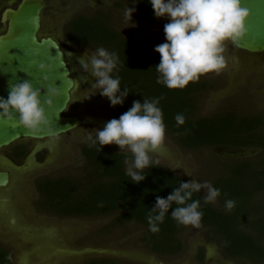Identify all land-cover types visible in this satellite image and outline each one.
I'll return each mask as SVG.
<instances>
[{"label":"rangeland","instance_id":"rangeland-1","mask_svg":"<svg viewBox=\"0 0 264 264\" xmlns=\"http://www.w3.org/2000/svg\"><path fill=\"white\" fill-rule=\"evenodd\" d=\"M46 1L39 34L41 37L51 36L60 43L76 79L65 115L79 117L88 123L60 135L55 144L49 139H24L0 150V164L11 177L9 186L0 189V243L12 253L14 264H86L94 258L114 259L117 264H251L224 257L217 243L209 240L210 231L204 225L186 227L179 235L186 250L179 257L167 258L157 256L139 244L138 238L144 231L140 225H114L115 216L69 219L37 210L35 202L40 196L36 180L39 177L82 174L85 161L81 157V146L89 142L88 137L94 135V130L102 129L108 120L117 118L115 107L110 106L107 98L95 94L99 92L98 88L91 87L95 78L84 72L80 64V59H86L96 49L72 46L64 37L65 27L77 16L103 14L122 34L155 38L160 44L164 42L163 26L168 22L166 18H155L139 24L125 19L126 8L120 4L126 0ZM17 2L0 0V13ZM225 47V68L202 78L215 87L202 94L197 115L212 117L230 106L242 114L264 117V53L251 54L230 43ZM18 144L46 147L48 157L40 161L41 158L32 154L28 160L23 159L22 164L15 163L8 154ZM110 146L120 151L117 145ZM261 152L260 149L221 147L189 151L165 135L162 146L150 155L156 164L171 169L186 181L195 178L213 185L216 179L226 176L230 161L255 160ZM184 170L194 177L186 175ZM199 194L202 197L204 190L201 189ZM209 204L218 207L219 201L216 199ZM254 204H264V192L254 198Z\"/></svg>","mask_w":264,"mask_h":264},{"label":"trees","instance_id":"trees-1","mask_svg":"<svg viewBox=\"0 0 264 264\" xmlns=\"http://www.w3.org/2000/svg\"><path fill=\"white\" fill-rule=\"evenodd\" d=\"M126 0L120 7H134L131 14L134 23H147L155 19L148 0ZM65 39L76 48L104 47L115 52L119 59L120 87L129 93L122 105L114 106L120 114L131 107L133 100L163 97L159 107L163 113L165 135L181 148L196 151L202 148L221 147L233 150L260 149L254 159L230 161L226 176L213 182L220 189L219 206L205 204L199 193L193 199L200 200L203 212L200 225L209 228L208 238L215 241L221 253L228 259L244 263L264 262V204H254V198L264 192V117L246 115L227 106L212 117L197 115L202 94L214 89L201 76L183 89H168L156 83L155 65L159 54L155 38L130 37L117 31L103 14L93 17L77 16L64 29ZM182 113L185 123L176 126L174 116ZM131 154L116 151L104 145L97 151L89 143L82 146L85 171L78 176L41 177L36 180L39 199L37 210L59 218L96 219L115 216L114 225L136 224L143 227L138 242L157 256L176 258L186 250L179 235L188 226L178 225L168 214L159 225L158 233L148 231L146 215L155 203L156 196L166 197L179 181H184L171 169L154 163L142 170L145 179L132 183L125 175V158ZM234 200L231 210L224 201ZM175 207V205H173ZM11 256V259L8 257ZM202 260V255H199ZM0 264H13L11 252L0 245ZM86 264H117L110 258L89 259Z\"/></svg>","mask_w":264,"mask_h":264},{"label":"clouds","instance_id":"clouds-1","mask_svg":"<svg viewBox=\"0 0 264 264\" xmlns=\"http://www.w3.org/2000/svg\"><path fill=\"white\" fill-rule=\"evenodd\" d=\"M132 3L135 4L136 0ZM148 3L155 18H166L168 21L163 26L164 42L154 46L160 57L155 65L156 83L168 89H183L205 74L219 73L226 65V44L238 45L239 38L246 31L248 9L243 6L242 0H148ZM134 11V7H127L123 13L125 19L131 21ZM30 23L37 28L39 17H32ZM80 64L84 72L95 78L91 85L99 89L95 94L107 98L110 106L123 104L129 91L127 87L121 90L120 78L113 74L114 70L118 71L119 64L115 52L98 47L86 59H80ZM38 68L41 71L52 70L44 63H40ZM43 79L47 82V76ZM47 93L51 97L58 95V87L48 84ZM40 96L39 89L28 80L10 84L7 98L0 97V118L14 119L13 127L20 126L34 135L43 134L55 144L60 132L50 125L43 106L50 105L51 99H45L42 105ZM161 99L162 96L143 98L142 102L133 100L127 111L118 118L108 120L102 129L94 130V135L88 137L89 146L96 147L97 151H101L104 145L115 144L120 152L131 154L130 161L125 158V175L132 183L145 179L142 170L155 163L150 154L164 142L165 125L158 106ZM174 120L177 127L185 123L182 113H177ZM184 172L193 176L188 171ZM201 189L204 190L202 199L205 204L215 202L221 194L220 189L208 181L199 182L194 178L187 182L179 181L166 197L157 195L146 215L148 231L153 234L160 231L159 225L170 207L172 211L168 215L178 225L198 228L203 212L200 200L192 197ZM234 203V200L226 199L225 209L231 210Z\"/></svg>","mask_w":264,"mask_h":264},{"label":"water","instance_id":"water-1","mask_svg":"<svg viewBox=\"0 0 264 264\" xmlns=\"http://www.w3.org/2000/svg\"><path fill=\"white\" fill-rule=\"evenodd\" d=\"M242 4L248 9L246 31L234 47L251 54L264 53V0H242ZM46 7L45 0H21L16 9L5 10L3 18L7 30L0 35V97L7 98L10 84L28 80L34 88L39 89L42 105L45 99H51L50 105H43L45 115L50 125L62 135L84 125L86 120L65 115L76 79L61 45L52 37H38L41 15ZM34 16L39 17L37 28L30 23ZM40 63L50 65L52 70L41 71L38 68ZM44 76H47V82ZM48 84L58 87V95H48ZM13 123L14 119L0 118V150L24 139H48L43 134L34 135L20 126L13 127ZM10 181L9 172L0 164V189L9 186Z\"/></svg>","mask_w":264,"mask_h":264},{"label":"flooded vegetation","instance_id":"flooded-vegetation-1","mask_svg":"<svg viewBox=\"0 0 264 264\" xmlns=\"http://www.w3.org/2000/svg\"><path fill=\"white\" fill-rule=\"evenodd\" d=\"M21 0H18V2L14 5V6H11V7H7L5 8L3 11H1L0 13V35H3L6 33V30H7V23L4 21V18H3V14L5 12V10H7L8 8H12V9H16L18 4L20 3ZM46 1V0H45ZM46 5H47V1H46ZM47 8V7H46ZM43 13V12H42ZM41 22H42V15H41ZM42 24V23H41ZM41 29V28H40ZM40 33V32H39ZM39 38H47V37H51V36H45V37H41L40 34L38 35ZM53 38V37H52ZM57 41V40H56ZM58 42V41H57ZM59 43V42H58ZM60 44V43H59ZM68 109V108H67ZM67 116V115H66ZM79 118V117H78ZM88 123V121H86V123L84 125H86ZM47 139H43V140H36V141H46ZM89 143V142H88ZM87 144V143H85ZM83 144V145H85ZM82 145V146H83ZM82 146H81V157H82ZM110 146V145H109ZM117 151V150H116ZM120 152V151H118ZM123 153V152H121ZM34 154L35 155V158H41L40 161L44 160L45 158L48 157V149L46 147H33L31 145H22V144H18L14 149L13 151L8 154V157L13 160L15 163H19L22 164L23 162V159L25 160H28L29 157H31V155ZM127 154V153H125ZM18 161V162H17ZM41 178V177H39ZM38 178V179H39ZM1 247L3 249L4 246L0 243ZM6 250V249H5ZM8 251V250H7ZM12 254V253H11ZM223 255V254H222ZM224 256V255H223ZM225 257V256H224ZM12 258H13V264L15 262V259L12 255ZM231 260V259H230ZM236 261V260H235Z\"/></svg>","mask_w":264,"mask_h":264}]
</instances>
